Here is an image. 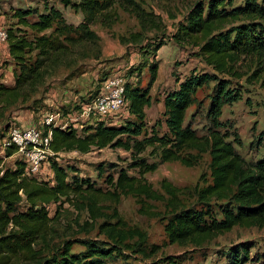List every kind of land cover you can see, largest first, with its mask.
I'll list each match as a JSON object with an SVG mask.
<instances>
[{
	"label": "trees",
	"instance_id": "16d2710c",
	"mask_svg": "<svg viewBox=\"0 0 264 264\" xmlns=\"http://www.w3.org/2000/svg\"><path fill=\"white\" fill-rule=\"evenodd\" d=\"M62 2L83 13L79 23L68 22L63 11L54 5L46 4L44 11L36 7L14 9L15 21L6 26L14 83L8 85L0 79V119L10 106L27 99L28 92L42 82L50 68L63 65L79 48L88 51L94 48V55L99 57L100 39L91 25L98 22L111 27L119 18L118 8L133 14L140 24V30L130 32L126 41L139 45L145 38L144 32L163 30L162 19L147 10L143 0ZM160 34L162 38L143 47L146 52L155 54L165 43V33ZM170 36L177 45L196 47L195 54L212 72L193 70L178 80L176 87L165 91L162 117L154 124L148 125L145 108L152 103L150 89L158 74L157 59L133 67L132 72L138 76L136 80L125 79L123 94L129 115L123 121L110 124L95 119L82 124L80 129L71 124L51 126L49 147L55 156L59 151L85 153L104 147L128 151L126 165L115 171L105 173L116 164L96 163L105 187L90 177H82L77 167L63 164L55 157L50 158L53 176L42 179L27 175L22 159L15 158L12 165H3L0 156V264H108L115 257L130 256H140L147 260L145 264H179L183 257L172 254L152 258L159 245L150 243L145 231L128 225L119 215L117 204L122 195L128 194L165 200V209L159 215L169 243L200 247L234 226H264V155L254 161L246 160L234 144L241 143L237 132L225 129L221 119L223 105L241 98L240 88L231 84L233 78L243 75L239 71L240 60L255 56L264 63V0L237 3L192 0ZM144 67L149 73L146 84L140 79ZM257 71L248 76V81L260 76ZM105 78L106 75L100 80ZM211 80L214 85L207 94L205 110L208 126L198 132L186 123L187 109L199 103L197 90ZM162 124L164 130L159 131ZM263 138L264 130L259 132L255 143L261 144ZM5 150L10 156L16 149L9 145ZM205 153L209 155V179L204 173L200 175L201 183L194 185L191 203L183 202L179 188L167 179H161L163 192H160L145 176L164 161L193 166ZM150 156L155 159L150 160ZM130 169L134 172H129ZM107 201L114 203L110 213L106 211ZM52 202H68L79 210H86L93 222L90 226H97L105 237L54 241V217L49 214ZM75 243L82 249L73 251ZM254 245L248 240L234 243L219 253L223 260L215 264L250 262L253 260L250 249Z\"/></svg>",
	"mask_w": 264,
	"mask_h": 264
},
{
	"label": "rangeland",
	"instance_id": "374dc122",
	"mask_svg": "<svg viewBox=\"0 0 264 264\" xmlns=\"http://www.w3.org/2000/svg\"><path fill=\"white\" fill-rule=\"evenodd\" d=\"M234 1L237 3L241 0ZM191 2L192 0H143L144 7L153 11L162 19L163 30L152 29L144 32L145 38L139 45L126 41V39L130 32L140 30V24L133 14L121 8H118V20L111 27H105L98 22L93 23L91 27L98 33L100 39L99 57L96 58L94 55V48L89 51L85 48H79L67 57L63 65L50 68L42 82L34 90L28 92L27 99L10 106L5 116L0 119V156L3 165H12L13 160L17 158V153L7 155L2 144L3 137L7 135L10 126L40 124L41 119L47 113L60 110L61 112L68 111L67 113L71 114V119L76 117L77 120L74 123L80 129L82 124L96 121L94 117L88 120L84 119V115H80V102L82 97L88 98L95 94L101 85L102 80L100 79L102 77L119 73L126 80H136L138 76L137 73L132 72V68L156 59L158 61V74L150 89L152 103L145 110L149 126L154 124L158 118H161L163 110L162 97L165 91L176 87L177 81L182 80L193 70L196 72H212L211 67L195 54L196 47L177 45L170 36L175 30L177 21L182 19ZM46 4L59 7L68 22L77 24L83 18V13L80 10H76L70 5L65 6L62 0H0V25L6 27L13 23L15 21L13 11L18 7H36L38 10L44 11ZM162 32L166 35L164 38L165 43L156 50L155 54L146 52L143 47L149 42L162 38V34H160ZM261 67L263 69L257 71ZM239 71L243 72L242 77L239 79L233 78L231 84L240 88L241 98L223 105L221 119L225 123V129L236 131L240 137V144L234 142L238 152L246 160L254 161L264 155V142H261V144L255 143L259 132L264 130V84H262L264 63L259 62L255 56H248L240 60ZM254 71L260 73V76L248 81V76L252 75ZM148 75L149 73L144 67L140 76L142 84H146ZM213 85L214 80H211L208 84L199 88L196 92V99L199 100V103L192 104L187 109L186 123L189 122L198 132L205 131L208 126L205 110L208 105L207 94L211 92ZM122 110L124 114L116 118L117 122L125 119L123 116L126 115L128 110L124 105ZM60 117L65 121V117ZM69 123L72 124L73 121L69 120ZM160 126L158 130L163 131L164 125ZM48 156L49 164L52 157L63 164H72L77 167L78 173L82 177H90L103 187L106 186L103 180L104 177L98 175L96 163L103 161L106 164H116L114 168L106 169V173L126 165L129 157L128 151L119 147L94 148L85 153L76 150L59 151L56 156L54 153ZM149 159L153 160L155 158L150 156ZM208 164L209 155L205 153L198 163L193 166H185L179 161H164L159 163L154 171L147 172L145 176L153 188L160 192H163L160 187L161 179H167L179 188L182 201L191 203L194 199V185L200 181V175L204 173L209 179ZM42 172V175L39 176L42 179H49L53 176L48 163ZM129 172L133 173L134 170L130 169ZM164 202L143 199L128 194L122 195L120 202L117 204L119 215L128 225L145 231L148 241L159 245V250L152 258L172 254L183 257L179 264L221 263L223 258L220 257L219 253L222 250L224 251L227 247L239 241L248 240L255 243V245L250 249L253 260L245 264H264V226H234L231 230L213 237L200 247H195L191 243H169L159 215L165 209ZM105 205L107 206V213H110V208L114 206V203L107 201ZM49 214L54 217L52 221L54 241L83 236L101 239L105 237L99 232L97 226H90L93 222L86 210H79L68 202L63 204L59 202L50 203ZM100 220L102 219L98 218V221ZM80 249H82V246L79 244L75 243L73 245V251H79ZM202 252H205V254H202ZM146 261L140 256L115 257L108 264H145Z\"/></svg>",
	"mask_w": 264,
	"mask_h": 264
},
{
	"label": "built area",
	"instance_id": "2783aa9c",
	"mask_svg": "<svg viewBox=\"0 0 264 264\" xmlns=\"http://www.w3.org/2000/svg\"><path fill=\"white\" fill-rule=\"evenodd\" d=\"M7 41V30L5 26L0 25V44ZM124 84L125 78L119 73L108 75L98 88L95 96L90 99L80 102L81 113L84 119L90 120L92 117L98 120H103L106 123L117 124L116 118L124 114L122 106H126L127 102L124 99ZM126 104V105H125ZM128 110V109H127ZM83 111V112H82ZM68 112V111H67ZM63 113L60 110L47 113L41 119L40 124H30L26 126H10L7 135L3 137V147L14 145L17 158L23 160L25 164V172L27 175L39 176L42 175V170L45 165L49 164V154L53 151L49 147L51 139V126H68V121L72 120L71 124L76 127L77 118L71 119L70 113ZM127 113H129L127 111ZM124 115L127 117L129 114ZM65 117V121L60 117ZM47 179V178H45Z\"/></svg>",
	"mask_w": 264,
	"mask_h": 264
},
{
	"label": "crops",
	"instance_id": "0c3cea01",
	"mask_svg": "<svg viewBox=\"0 0 264 264\" xmlns=\"http://www.w3.org/2000/svg\"><path fill=\"white\" fill-rule=\"evenodd\" d=\"M12 69L13 65L10 62V55L7 50V42H5L0 44V79L8 85H13L14 83V75ZM90 122L92 121H89V123Z\"/></svg>",
	"mask_w": 264,
	"mask_h": 264
}]
</instances>
